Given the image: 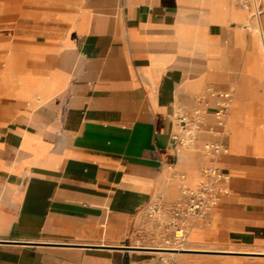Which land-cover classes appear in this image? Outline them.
<instances>
[{"label": "crops", "instance_id": "obj_1", "mask_svg": "<svg viewBox=\"0 0 264 264\" xmlns=\"http://www.w3.org/2000/svg\"><path fill=\"white\" fill-rule=\"evenodd\" d=\"M23 1L0 8V264H149L145 208L206 159L175 150L172 115L208 83L235 85L232 178L187 248L264 253V0L252 30L241 0Z\"/></svg>", "mask_w": 264, "mask_h": 264}, {"label": "built area", "instance_id": "obj_2", "mask_svg": "<svg viewBox=\"0 0 264 264\" xmlns=\"http://www.w3.org/2000/svg\"><path fill=\"white\" fill-rule=\"evenodd\" d=\"M251 8L245 27L252 30L262 25V1L241 0ZM235 85L226 88L208 83L195 94L192 106L178 105L172 115L171 142L175 150H197L205 156L200 165V178L194 184L186 172H177L181 194L174 200L164 195L154 198L144 210L143 218L151 234L149 249L183 250L190 229L207 224L219 196L229 192L231 173L219 162L229 152L228 116L234 100ZM177 254L154 252L149 264H177Z\"/></svg>", "mask_w": 264, "mask_h": 264}, {"label": "rangeland", "instance_id": "obj_3", "mask_svg": "<svg viewBox=\"0 0 264 264\" xmlns=\"http://www.w3.org/2000/svg\"><path fill=\"white\" fill-rule=\"evenodd\" d=\"M29 3L23 0H0V8L18 10L24 8ZM3 19L6 21L14 22V24L21 23L23 26L19 28L18 31L13 34L20 40H42L43 35L41 33H36L28 26L29 18L27 16H4ZM188 246V244H185ZM182 252L176 255L177 264H219L218 261H215L217 254H226L227 258H238L243 257L249 261L257 260L259 256H264V253H250V252H241V251H225L215 249H204V248H185L181 250ZM169 253V252H167ZM185 253V254H183ZM219 258V257H217ZM261 258V257H260ZM211 259V260H210ZM228 264H236V262H228Z\"/></svg>", "mask_w": 264, "mask_h": 264}, {"label": "bare ground", "instance_id": "obj_4", "mask_svg": "<svg viewBox=\"0 0 264 264\" xmlns=\"http://www.w3.org/2000/svg\"><path fill=\"white\" fill-rule=\"evenodd\" d=\"M260 27V26H259ZM261 33V32H260ZM260 35H262V34H259V36ZM262 37V36H261ZM261 39V38H260ZM29 85V84H28ZM30 86V85H29ZM18 90V89H17ZM28 90V89H27ZM21 96V95H20ZM156 252H169V253H171V254H178V253H180V252H182L181 250H157Z\"/></svg>", "mask_w": 264, "mask_h": 264}, {"label": "water", "instance_id": "obj_5", "mask_svg": "<svg viewBox=\"0 0 264 264\" xmlns=\"http://www.w3.org/2000/svg\"><path fill=\"white\" fill-rule=\"evenodd\" d=\"M222 252H225V251H222Z\"/></svg>", "mask_w": 264, "mask_h": 264}]
</instances>
